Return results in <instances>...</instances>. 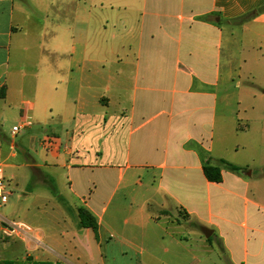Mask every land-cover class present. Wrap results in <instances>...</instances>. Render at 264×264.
Instances as JSON below:
<instances>
[{"label": "crops", "instance_id": "1", "mask_svg": "<svg viewBox=\"0 0 264 264\" xmlns=\"http://www.w3.org/2000/svg\"><path fill=\"white\" fill-rule=\"evenodd\" d=\"M50 133L65 147L41 163ZM253 141L264 0H0V264H264V160L227 161ZM221 160L242 170L210 182ZM59 177L63 201L33 190Z\"/></svg>", "mask_w": 264, "mask_h": 264}, {"label": "rangeland", "instance_id": "2", "mask_svg": "<svg viewBox=\"0 0 264 264\" xmlns=\"http://www.w3.org/2000/svg\"><path fill=\"white\" fill-rule=\"evenodd\" d=\"M244 39V38H243ZM238 119H243V121H238ZM237 119V121H233L232 122V128H236L238 127V123H241L242 126H245L246 124V121H245V116L244 115H240L239 118ZM223 120V119H222ZM12 121L13 119H9V122H8V130L11 131L12 130ZM52 134V133H50ZM23 135V133H21L18 138L19 139H23L21 138V136ZM45 136V135H44ZM244 134L242 133L241 130L239 131H235L233 133V139L231 140V142L234 144V145H237V144H247V139L244 138ZM44 138V137H43ZM255 141H253V145L252 146H248V145H241V147H239V152L238 154H235L234 151H229L228 155H227V161H233V160H237V159H240V160H244V161H249V165H250V168L251 169H257L259 168L260 166V162L261 160H264V147L261 148L260 146H256V144L254 143ZM245 146V147H244ZM38 152L37 154L34 153V155L36 156V158L41 162L43 163L44 160L48 159L47 156L48 154H46V152H44L42 150V148L40 146H38ZM64 174H66L65 171H63ZM90 173V174H89ZM88 175H92L94 177V174H92L91 172H88ZM56 178H57V175H54ZM66 176V175H65ZM59 180H60V183H57L56 181H52L51 182V189H55L56 192L60 195V191L65 194V195H68V188H69V183H67V179L64 177H59ZM117 183V179L114 180L113 182V186H115V184ZM40 184H42L40 182ZM59 184V185H58ZM50 188L47 187V184H46V181H45V186L44 184L43 185H35L33 187V190L36 191V193H39L41 195H51L50 193H52ZM19 194V193H18ZM53 194V193H52ZM61 196V195H60ZM204 197H206V195H204ZM63 198V197H62ZM15 198L11 199L10 200V207H11V211L12 213L15 215L14 219L16 221H21L23 220V216L21 215L20 211L18 210V208L16 206H12V205H15ZM192 224V223H191ZM191 224H188L189 225V228H186L189 230V232H195V228L194 226H192ZM198 230H196L197 232ZM197 233H199L201 235V233L198 231ZM190 237H192L193 235L190 234ZM202 236V235H201ZM189 237V238H190ZM193 243V241H191ZM217 248H218V245H216ZM17 252H24L23 250V246H22V243H19L18 244V249H17ZM213 252L215 254H213ZM212 254H211V259L212 260H208L207 259V262L205 264H227V262L221 258L220 260V256H219V250L215 248V251L213 250Z\"/></svg>", "mask_w": 264, "mask_h": 264}, {"label": "trees", "instance_id": "3", "mask_svg": "<svg viewBox=\"0 0 264 264\" xmlns=\"http://www.w3.org/2000/svg\"><path fill=\"white\" fill-rule=\"evenodd\" d=\"M228 168L232 171L235 172H239L242 169L240 167H237L235 165L230 164L227 161L221 160L220 163L218 165H211V164H206L204 166V174L206 176V178L210 181V182H215V183H220L222 181V168ZM53 180H51L52 182ZM49 187L51 189L52 185L51 183L49 184ZM52 193L54 196H56L57 198H59L60 200H64L57 192L55 189H51ZM79 215L81 218V225L83 227H89L92 228L93 231L95 232V234L97 235L98 233V222L97 220L89 213L87 212L85 209H79ZM11 264V263H8ZM33 264H47V263H36L34 262Z\"/></svg>", "mask_w": 264, "mask_h": 264}, {"label": "built area", "instance_id": "4", "mask_svg": "<svg viewBox=\"0 0 264 264\" xmlns=\"http://www.w3.org/2000/svg\"><path fill=\"white\" fill-rule=\"evenodd\" d=\"M30 123L25 119L22 125L14 126L12 132L17 135L21 132L24 126H28ZM42 146L47 154L57 156L61 154L64 149V145L60 138L53 134H45L42 140ZM2 169H0V173ZM0 199L2 202L6 200V186L4 180H0ZM19 227L10 222H4L3 234L5 237H12Z\"/></svg>", "mask_w": 264, "mask_h": 264}, {"label": "water", "instance_id": "5", "mask_svg": "<svg viewBox=\"0 0 264 264\" xmlns=\"http://www.w3.org/2000/svg\"><path fill=\"white\" fill-rule=\"evenodd\" d=\"M17 143H19V142L16 141V145H15V147H16L18 150H21V148H19V146H17ZM202 231H203V234L205 235L206 238H210L211 235H212V233H213L212 230H210V229H208V228H206V227H203V228H202Z\"/></svg>", "mask_w": 264, "mask_h": 264}]
</instances>
